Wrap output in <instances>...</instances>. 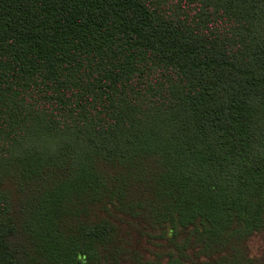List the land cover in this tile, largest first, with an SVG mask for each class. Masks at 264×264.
I'll use <instances>...</instances> for the list:
<instances>
[{
    "label": "trees",
    "instance_id": "16d2710c",
    "mask_svg": "<svg viewBox=\"0 0 264 264\" xmlns=\"http://www.w3.org/2000/svg\"><path fill=\"white\" fill-rule=\"evenodd\" d=\"M264 0H0V264H264Z\"/></svg>",
    "mask_w": 264,
    "mask_h": 264
},
{
    "label": "rangeland",
    "instance_id": "374dc122",
    "mask_svg": "<svg viewBox=\"0 0 264 264\" xmlns=\"http://www.w3.org/2000/svg\"><path fill=\"white\" fill-rule=\"evenodd\" d=\"M251 252L254 255H264V235H260L251 241Z\"/></svg>",
    "mask_w": 264,
    "mask_h": 264
}]
</instances>
